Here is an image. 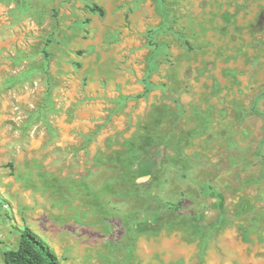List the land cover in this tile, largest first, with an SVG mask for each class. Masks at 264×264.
I'll list each match as a JSON object with an SVG mask.
<instances>
[{
  "label": "rangeland",
  "instance_id": "1",
  "mask_svg": "<svg viewBox=\"0 0 264 264\" xmlns=\"http://www.w3.org/2000/svg\"><path fill=\"white\" fill-rule=\"evenodd\" d=\"M26 226L62 264H264V0H0V264Z\"/></svg>",
  "mask_w": 264,
  "mask_h": 264
},
{
  "label": "trees",
  "instance_id": "2",
  "mask_svg": "<svg viewBox=\"0 0 264 264\" xmlns=\"http://www.w3.org/2000/svg\"><path fill=\"white\" fill-rule=\"evenodd\" d=\"M93 8L102 13L97 5ZM3 260L5 264H62L48 242L27 226L21 230L16 246L3 251Z\"/></svg>",
  "mask_w": 264,
  "mask_h": 264
}]
</instances>
